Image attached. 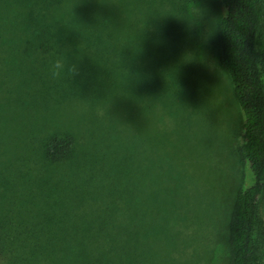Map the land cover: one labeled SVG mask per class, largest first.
I'll return each mask as SVG.
<instances>
[{"label":"trees","instance_id":"1","mask_svg":"<svg viewBox=\"0 0 264 264\" xmlns=\"http://www.w3.org/2000/svg\"><path fill=\"white\" fill-rule=\"evenodd\" d=\"M95 1L76 2L78 8L73 0H0V65L19 68L21 57L40 54L31 63L34 71L42 69L51 78L54 62L71 53L80 54L82 45L107 49L106 40L112 35L133 40L130 45L126 40L125 45L116 46L110 58L109 52L107 58L103 54L96 57L115 67L111 70L102 62L104 84L112 83L114 79L108 77L116 70L120 84L142 104L140 109L160 114L156 152L146 161L149 183H139L134 165L137 149L144 143L135 124L124 135L105 115L80 125L83 115L97 110L95 101L106 103L105 93L103 97L92 92L95 99L91 104L64 98L73 89L83 98L86 91L77 81L69 91L59 79L52 89L33 88L19 106L39 109L44 124H30L33 131H27L24 139L29 145L25 141L24 151L0 172V189L5 192L13 187L9 184L27 186L26 197L30 207L38 210L40 221L27 232L15 233L0 219V264H32L37 250L56 264H194L195 250L184 253V261L171 258L168 251L194 243L198 234L172 236L166 230H176L178 225L173 221L167 228L166 220L167 214L185 220L190 214L189 220L202 226L196 215L200 200L202 203L200 186L190 193L179 186L181 180L187 189L188 183L198 184L193 177L187 178L186 157L194 158L192 150L199 139L191 142L177 129L179 118L188 126L199 105L209 104L204 75L222 86L215 73L214 78L210 74L211 57L239 114L238 157L245 168L244 184L235 192L226 218L227 264H264V223L259 217L264 190V0H218L221 14L212 44L202 57L189 51L191 35L198 31L189 9L201 0H143L141 8L140 0L129 1L134 11L145 8L148 22L143 25L139 16L127 35L118 26H102L116 15L105 13L100 18L90 14ZM93 23L100 26L91 27ZM69 40L93 41L71 43L68 50L63 44ZM39 101L43 104H37ZM72 102L79 106V123H55L60 105L69 108ZM219 102L216 104L223 107L224 98ZM22 126L27 127L26 123ZM211 145L212 141L205 143L209 156ZM128 168L135 178L125 182L121 191ZM118 188L121 199L115 194ZM110 212L112 217L107 216ZM201 244L199 253L206 249Z\"/></svg>","mask_w":264,"mask_h":264},{"label":"rangeland","instance_id":"2","mask_svg":"<svg viewBox=\"0 0 264 264\" xmlns=\"http://www.w3.org/2000/svg\"><path fill=\"white\" fill-rule=\"evenodd\" d=\"M76 2H85L89 4L91 0H73ZM129 1L135 0H96L94 6L91 8L90 14H98L101 18L105 13H112L116 15L115 20H108L102 23V26L110 28L119 27L122 34L134 29V24H137L139 16L142 18L143 25L148 22L147 16H145V8L131 9ZM143 0H140V8ZM147 1V0H146ZM162 2H168V0H162ZM179 2V1H175ZM183 2V1H182ZM183 4V3H182ZM191 4V3H190ZM189 4V5H190ZM76 6L79 8L76 4ZM133 8V7H132ZM1 10V9H0ZM193 19V28L197 26V33L191 35L190 39V53L195 57H202L203 52L207 51L212 44L213 29L221 14V5L218 0H201L196 4L190 5ZM97 16V17H99ZM91 27L100 26L91 24ZM211 29L210 31H204ZM129 40L130 45L133 40L123 37L116 39L114 35L107 41V49L101 47H80V54L77 53L71 57H64L63 59L68 66L76 65L79 74L71 76L70 73L64 72L60 77L53 79L47 77L45 71L39 69L34 71V58L40 57V54L32 53L31 57H21L20 67L16 68L11 64L0 65V172L3 173L6 169L7 163L16 154L24 151L23 145L26 141V145H29L28 140H24L27 136V131H33L30 128L32 123L44 124L43 113L36 107L27 106L23 108L19 104L29 98L28 92L33 91V88L44 89L46 87L54 88L53 82L57 79L62 81V87L71 90L75 86V82L80 83L81 89L86 91L83 98H80L74 94V89L70 93H66L65 97L62 94L61 97L70 98L73 100H85L91 104L94 102V96L92 92H98L104 97L106 95V103L102 101H95L97 110L94 114L87 112L83 115V120L80 125L88 124V118L101 119V116H107L111 119L119 128L120 134H127L129 129L133 130L132 123L138 128L140 141H144L143 147L137 149V161L134 165L138 169L139 183L143 180L146 185L149 183L148 176L149 167L147 160L153 159L156 152L155 138L157 135V129L159 127L158 116L156 110H142L139 106V101L129 95V91L124 87V84L117 78L115 71L109 74V79L114 80L110 83V80L104 84L102 81V73L104 71L103 64L108 66L111 70L115 68L107 59L101 61L96 56L106 55L112 57L111 52L116 46L125 45ZM212 40V41H211ZM93 40H69L66 45L63 44L68 50L71 48V43H87ZM131 41V42H130ZM133 46V44L131 45ZM106 51V52H105ZM107 58V55H106ZM214 58L211 57L208 62V67L211 76L220 81L222 86L214 85L212 78L208 75H204L202 80L208 82L206 87L209 94V104L199 105L198 114L192 120V123L187 126L185 120L179 118L178 129L181 136L188 138L191 142L199 139L198 145L194 146L192 154L194 158L186 157V162L189 171H187V178L193 177L197 183H188V189L184 180L179 182V186L185 190L195 188L194 191L202 190L200 195L202 196V203L200 200L197 205L196 215L201 218L200 225L192 223L190 214L187 220L175 219L167 214L166 223L167 228H170V224H177L176 230H166L171 232L174 236L180 233L195 234L197 238L194 243L179 245L175 247L171 253V258L184 261L185 254H189L192 250H195L194 264H227V247H226V218L231 209L235 192L238 188L244 184L245 181V168L238 157V147L240 145L239 137V114L235 108L233 101L230 98L229 91H227V82L224 77L220 75L218 67ZM103 62V64H102ZM226 84V85H225ZM224 87L225 89L223 90ZM45 90V89H44ZM225 103L223 107H219L216 103H220L219 99H223ZM226 99V100H225ZM42 105V101L37 102ZM204 106V108H203ZM69 108L62 109V104L58 108L56 122H71L78 124V117L80 114L79 106L77 103L72 102L68 105ZM152 108V106L150 105ZM153 109V108H152ZM218 111H217V110ZM212 111L213 112L212 114ZM78 122V123H77ZM26 123L27 127L22 126ZM168 123V122H167ZM80 126V127H81ZM169 127H173L171 122L168 123ZM136 128V127H135ZM180 128V129H179ZM212 141L210 156L205 150V143ZM160 149V148H159ZM159 151V150H158ZM152 173V172H151ZM132 172L128 168L125 173L124 181L120 184L122 191L125 182H130ZM173 185L174 182L171 181ZM122 185V186H121ZM7 189L5 192L0 189V219L6 221L15 233L27 232L31 227L35 226L40 221V216L36 208H31L27 199L26 193H28V187H14ZM1 188V187H0ZM153 189V188H152ZM119 190V188H118ZM120 190L116 192V196L121 199L123 193ZM193 191V192H194ZM191 195L188 194V198ZM226 197L225 201L223 200ZM21 201V204H19ZM198 203V201L196 202ZM226 203V205H225ZM224 204V207H222ZM222 207V209H221ZM191 210V209H190ZM190 212V211H189ZM191 213V212H190ZM113 212H110L107 216L112 217ZM78 217H82L79 214ZM259 217L264 223V190L262 198L259 202ZM85 218H81L84 220ZM176 231V232H174ZM203 238V239H202ZM201 242L206 244V249H201ZM167 249H170L167 246ZM165 251V250H164ZM58 255V254H56ZM35 261L32 264H56L53 260H47L44 257L42 250L36 251Z\"/></svg>","mask_w":264,"mask_h":264},{"label":"clouds","instance_id":"3","mask_svg":"<svg viewBox=\"0 0 264 264\" xmlns=\"http://www.w3.org/2000/svg\"><path fill=\"white\" fill-rule=\"evenodd\" d=\"M64 72L70 73L71 76H76L79 74V70L76 65L68 66L64 59H57L52 68V78L60 77Z\"/></svg>","mask_w":264,"mask_h":264}]
</instances>
